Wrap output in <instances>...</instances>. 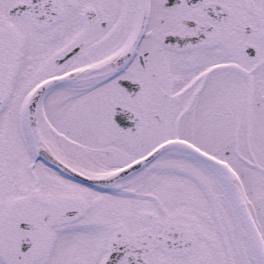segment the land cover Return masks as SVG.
<instances>
[{
	"label": "snow or ice",
	"instance_id": "6c2138e0",
	"mask_svg": "<svg viewBox=\"0 0 264 264\" xmlns=\"http://www.w3.org/2000/svg\"><path fill=\"white\" fill-rule=\"evenodd\" d=\"M0 264H264V0H0Z\"/></svg>",
	"mask_w": 264,
	"mask_h": 264
}]
</instances>
